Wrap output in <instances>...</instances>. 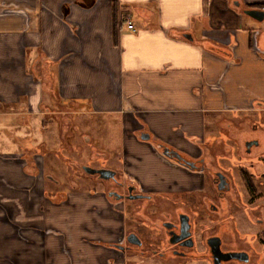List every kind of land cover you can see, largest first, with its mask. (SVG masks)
Returning a JSON list of instances; mask_svg holds the SVG:
<instances>
[{
    "label": "crops",
    "instance_id": "0c3cea01",
    "mask_svg": "<svg viewBox=\"0 0 264 264\" xmlns=\"http://www.w3.org/2000/svg\"><path fill=\"white\" fill-rule=\"evenodd\" d=\"M248 10L264 13V0H0V130L16 133L0 139V264H108L91 242L120 230L108 183L61 174L78 166L73 152L52 150L49 169L45 152L28 155L25 139L46 147L42 115L70 129V151L93 140L114 154L90 148L85 163L162 195L201 179L154 141L197 156L259 128L264 155V21Z\"/></svg>",
    "mask_w": 264,
    "mask_h": 264
},
{
    "label": "flooded vegetation",
    "instance_id": "af4514ba",
    "mask_svg": "<svg viewBox=\"0 0 264 264\" xmlns=\"http://www.w3.org/2000/svg\"><path fill=\"white\" fill-rule=\"evenodd\" d=\"M144 142H151V137ZM154 143L157 150L162 155L167 154L169 158H165L175 166L200 176L199 185L189 190L180 186L162 195L143 190L124 173L123 167L115 169L92 164L81 167L85 176L95 178L100 184H109L107 190L105 188V197L109 201L110 212L120 219V230L114 240L91 242L104 247L110 254L108 264L257 263L260 255L238 242L235 233L236 221L231 214L236 213L238 205L229 204L226 210L221 206L223 195L234 190V182L228 174L215 168L213 164L217 162L208 159L207 154L210 153H207L206 148L199 146V154L192 156L170 145ZM259 145L258 139L246 140L244 151L251 154ZM260 158L259 162L264 164V156ZM240 167L239 178L250 197H253L252 192L255 191L249 185L252 184V178L245 169L253 170L254 164ZM85 168L109 170L114 173V177L104 179L98 174H88ZM245 214L248 215L247 212ZM247 218L250 219L249 216ZM257 222L259 225L262 223L260 219ZM226 223H232V228L225 227ZM256 237L257 243L264 245L263 235ZM217 245L220 252L213 251ZM133 258H138V262H133Z\"/></svg>",
    "mask_w": 264,
    "mask_h": 264
},
{
    "label": "rangeland",
    "instance_id": "374dc122",
    "mask_svg": "<svg viewBox=\"0 0 264 264\" xmlns=\"http://www.w3.org/2000/svg\"><path fill=\"white\" fill-rule=\"evenodd\" d=\"M48 116L43 117L42 115L41 117L46 125H50L49 126L50 128L44 129V134H43L42 142L45 143L46 147L43 145L41 146L39 145L41 141L33 140L35 142L32 143V140L30 139H25V143L23 145V147L27 148L28 150L33 151V152H28L29 156L35 157L36 155L34 153H38V152H39L38 154H41L44 152L46 153V156H45V168L46 169L50 168L49 163L55 157L49 154L52 150H54L53 151L54 154L56 152L60 153L59 154L61 155L59 157L60 159L68 158L69 153L73 152L72 159L76 161L75 164L78 163V166L76 167L74 166L73 168H69V169L66 168L65 172L61 171L62 172L61 174L65 173L66 175L67 173V176L68 174H70L72 177H74V181L76 182V184H79V180H81L84 176L81 170V167L83 165L85 166L88 165V163H85V155H89L88 153H90L91 151L90 148H93V155H95L94 152L101 153L102 150H103L102 153H108L109 155L113 154L110 152L109 148L106 146H102L103 147L102 150H101L102 147L95 146L96 148L95 150L94 145H93L94 143L93 140L87 141L85 143L80 141L81 144L78 145L80 149H75V150L73 149L74 151H70V149L67 147V145L69 144L70 135H71L70 129L61 130L60 128L56 127V124H54L53 121L48 122L50 121V119L47 118ZM59 116H62V115H59ZM80 130L82 133L84 132L83 128L79 129V131ZM213 130H214L213 135L215 134L214 137H221L223 139L224 137L223 132L219 130V128H214ZM207 131L209 132L211 131V129H207ZM58 132H60L59 135H58ZM258 132H259V128L257 130L250 129V130L245 131L244 133L237 134L238 136L234 137V139L242 140L244 136L248 137L250 140L252 139V137H254L253 139H259ZM14 133L15 131L14 130L11 131L10 129H7L6 131L0 130V139L5 140V141L6 140L9 141L10 139H12V141H14V138L16 136V133L15 135ZM25 134L28 137L36 136L37 138V136H39L36 130H33V129L27 130ZM72 135H75V134L72 133ZM81 136H84V135H81ZM212 137L213 136L208 133L206 136V140L207 141L212 140ZM60 142L62 143L60 144ZM223 144L224 145L222 144L220 145L217 143L215 145L206 146L207 153H210V154H207L208 159L215 160V162H217L213 164L215 168L228 174L229 178L232 179V182H234L233 185L236 186V187L234 186L233 191L223 195V198H222L223 204L221 206L222 208H225L226 210L229 204L238 205L239 209L238 208L236 209L235 211L236 213L231 214V215H234V218H235L234 220L236 221L237 231H235V233H236V236H238V239H239L238 242L250 247V249L255 248L257 253L260 255V260L255 264H264V256L262 254V248L260 247L261 245H258L257 237H256L259 234L263 235L264 237V178L262 177V174L264 173V164L259 162V160L261 159L260 157L264 155H261L260 152H258L260 148L253 149L254 151L252 153L254 154L255 152H258L259 154L257 155L246 154L244 151V143L235 144L233 141H229V143L223 142ZM10 145L11 143L7 144L6 149L11 148ZM4 147H5L4 145L2 147L0 144V149ZM13 148H18L17 144H14V146H12V149ZM225 149H227V151ZM229 159H232L233 161H229ZM250 164H254V167H253L254 169L253 170L245 169V171L247 172V174H249V176L251 175V178H252V184H249V185L251 188H253L252 190L255 191L254 193L252 192L253 197H250L248 191L245 189L241 179L239 178V175H240L239 172L242 169L240 166L249 167ZM206 186L208 187V183ZM219 200L221 201V199ZM245 212H247L248 215L245 214ZM248 216L250 217L249 220L247 218ZM257 219H260L262 221L261 225L258 224ZM230 220L233 221L232 219ZM228 225H229V228H232L231 223ZM132 260L133 262H138L137 260L139 259L133 258Z\"/></svg>",
    "mask_w": 264,
    "mask_h": 264
},
{
    "label": "water",
    "instance_id": "95a60500",
    "mask_svg": "<svg viewBox=\"0 0 264 264\" xmlns=\"http://www.w3.org/2000/svg\"><path fill=\"white\" fill-rule=\"evenodd\" d=\"M244 14L247 15L248 17L258 21V22H263L264 21V13L262 11L248 10V11H245ZM140 139L142 141H149L150 140V136L147 133H142L140 135ZM249 146H250V144L248 145V147ZM162 156H164L166 158H169L168 155L165 154V153H163ZM85 172H87L88 174H98V175H100L101 178H104V179H109L111 177H114V173L109 171V170H93V169L85 168ZM219 190L223 191L224 188H219ZM213 251L214 252H220L219 245H217L215 250L213 249Z\"/></svg>",
    "mask_w": 264,
    "mask_h": 264
},
{
    "label": "built area",
    "instance_id": "2783aa9c",
    "mask_svg": "<svg viewBox=\"0 0 264 264\" xmlns=\"http://www.w3.org/2000/svg\"><path fill=\"white\" fill-rule=\"evenodd\" d=\"M127 28H128L129 30H133V26H132L129 22H127Z\"/></svg>",
    "mask_w": 264,
    "mask_h": 264
}]
</instances>
